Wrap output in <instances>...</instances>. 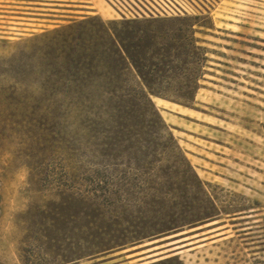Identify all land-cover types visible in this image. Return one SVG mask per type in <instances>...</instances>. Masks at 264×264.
<instances>
[{"label":"rangeland","instance_id":"obj_1","mask_svg":"<svg viewBox=\"0 0 264 264\" xmlns=\"http://www.w3.org/2000/svg\"><path fill=\"white\" fill-rule=\"evenodd\" d=\"M118 1L131 11L189 13L125 17ZM84 16L181 29L201 47L190 111L165 112L167 122L157 107L195 175L104 168L94 139L74 135L67 152L61 134L19 117L24 87L4 60L32 36ZM162 222L179 228L142 239L123 259L162 251L159 259L183 264H264V0H0V264L82 263L131 247L133 231Z\"/></svg>","mask_w":264,"mask_h":264},{"label":"trees","instance_id":"obj_2","mask_svg":"<svg viewBox=\"0 0 264 264\" xmlns=\"http://www.w3.org/2000/svg\"><path fill=\"white\" fill-rule=\"evenodd\" d=\"M183 37L181 29L161 32L136 20L104 23L90 16L36 34L4 60L12 78L24 87L19 117L40 125L39 130L61 134L67 152L76 149L74 135L80 141L94 139L96 152L106 159L104 168L142 175L184 168L195 175L152 101L158 97L183 106L194 102L202 49ZM31 85L37 94H28ZM73 127L76 134H71ZM178 228L175 223L152 224L133 231L131 242ZM148 264L183 263L170 256Z\"/></svg>","mask_w":264,"mask_h":264},{"label":"crops","instance_id":"obj_3","mask_svg":"<svg viewBox=\"0 0 264 264\" xmlns=\"http://www.w3.org/2000/svg\"><path fill=\"white\" fill-rule=\"evenodd\" d=\"M210 12L212 13L213 11H210ZM162 109H168V108H162ZM168 110H170V109H168ZM171 112H174V111H171ZM168 113H170V112H168ZM175 113H177V112H175ZM137 246H140V242L132 243L131 247H127L126 245L111 247L109 249L102 250V251H99V252H96V253L90 255L88 257V260L85 262L81 263L80 258H76V259H73V260L66 262V264H128L134 260H139L137 264H145V263L152 262V261L157 260V259L162 257L161 256L162 251H150V252L142 253V254L138 255L137 258L132 259V260L123 259L125 256L128 255L127 251L129 249L135 248ZM181 246L182 245L175 246V247H172L170 249H174L173 254H178L182 250L175 249V248H180ZM146 250H148V249H146ZM143 251H145V250H141L139 252H143Z\"/></svg>","mask_w":264,"mask_h":264},{"label":"built area","instance_id":"obj_4","mask_svg":"<svg viewBox=\"0 0 264 264\" xmlns=\"http://www.w3.org/2000/svg\"><path fill=\"white\" fill-rule=\"evenodd\" d=\"M117 3H118V5L119 4L120 5L115 6L117 4L114 3V6L116 7V13H118L119 15H123L125 17H128V16L140 17L141 15H145V16H149V15L167 16V15H180V14H184V13H189V11H159L157 9H156V11H153L150 8H147V11L143 10L142 8L134 9L133 11H131V10H127V8H125L124 6L122 7L123 4L121 2L118 1Z\"/></svg>","mask_w":264,"mask_h":264},{"label":"bare ground","instance_id":"obj_5","mask_svg":"<svg viewBox=\"0 0 264 264\" xmlns=\"http://www.w3.org/2000/svg\"><path fill=\"white\" fill-rule=\"evenodd\" d=\"M152 101L160 109L168 108L171 111L177 112L179 114H185V113L190 111V109L185 107V106L179 105L177 103L169 102V101H167L165 99H161V98H158V97H152ZM162 113H163V116H164L165 120L167 122H170V118L166 117L165 112L162 111Z\"/></svg>","mask_w":264,"mask_h":264},{"label":"water","instance_id":"obj_6","mask_svg":"<svg viewBox=\"0 0 264 264\" xmlns=\"http://www.w3.org/2000/svg\"><path fill=\"white\" fill-rule=\"evenodd\" d=\"M162 110L165 111V112H170L171 113V111L168 110V109H162Z\"/></svg>","mask_w":264,"mask_h":264}]
</instances>
